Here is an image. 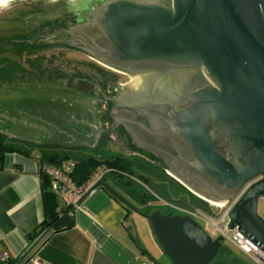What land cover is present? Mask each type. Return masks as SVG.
Masks as SVG:
<instances>
[{"label": "water", "instance_id": "1", "mask_svg": "<svg viewBox=\"0 0 264 264\" xmlns=\"http://www.w3.org/2000/svg\"><path fill=\"white\" fill-rule=\"evenodd\" d=\"M103 13V30L111 43L108 55L123 60V66L131 59H156L201 67L210 84L194 93L183 111L186 138L209 176L241 188L226 227L236 226L264 250V218L257 211L264 198V0H108ZM67 29L53 30L37 42L63 44L60 35ZM104 63L122 70L120 62ZM209 120L229 141L227 155L203 129ZM179 181L189 186L185 179ZM99 186L149 221L172 264L214 263L225 240L222 234L213 238L190 214L143 213L103 179L78 203ZM189 189L205 201L226 200Z\"/></svg>", "mask_w": 264, "mask_h": 264}, {"label": "rangeland", "instance_id": "2", "mask_svg": "<svg viewBox=\"0 0 264 264\" xmlns=\"http://www.w3.org/2000/svg\"><path fill=\"white\" fill-rule=\"evenodd\" d=\"M76 4V0H15L0 8V65L5 70L0 71V131L60 144L82 143L89 147L97 142V130L104 124L99 116L106 110L101 94L129 74L100 60L88 63L83 52L64 44L37 42L44 34L69 26ZM12 61L18 64L14 72L9 70L13 66L6 64ZM103 145L95 144L97 149ZM106 147L121 153L134 150L118 143ZM106 178L111 180V176ZM235 197L221 206L206 201L212 214L199 208L190 213L208 234L216 236L219 215ZM131 203L137 201L132 199ZM257 211L264 218V198L259 199ZM130 216L140 245L160 260L159 264H172L155 240L148 220L133 210ZM224 244L230 247L236 264H257L228 240Z\"/></svg>", "mask_w": 264, "mask_h": 264}, {"label": "flooded vegetation", "instance_id": "3", "mask_svg": "<svg viewBox=\"0 0 264 264\" xmlns=\"http://www.w3.org/2000/svg\"><path fill=\"white\" fill-rule=\"evenodd\" d=\"M76 1L74 18L68 29L60 35L64 47L83 52L88 57L84 58L88 63H93L91 60L120 62L118 66L130 73L126 80L113 83L110 90L106 89L105 93L101 94L106 110H102L104 115L99 116L104 124L98 131L99 136L95 144L118 143L128 145L134 150L121 153L107 150L106 145L99 150L131 156L132 168L135 170L140 163L144 169L145 165L157 164L178 182H180L179 177L185 179L189 188L192 187L215 198L226 199V202L231 200L236 194L235 191L238 192L241 188L234 189L233 185L223 184L209 176L198 164L197 154L185 135L187 126L183 120V111L190 106L193 94L210 84L201 67L177 66L156 59H131L123 66V60L108 55L111 43L105 36L102 25L103 12L108 0ZM131 74L136 77L133 78ZM202 126L211 144L219 152L227 155L230 144L219 126L211 120L205 121ZM95 144H90L89 148L96 147ZM146 175L145 173V176H141L142 179ZM185 187L191 191L187 186ZM118 192L132 202L121 190ZM149 203L148 205L138 202L132 204L146 214L154 210H160L168 215L190 214L182 208L168 207L163 203ZM190 215L205 228L193 214ZM211 236L215 238L217 235ZM216 263L236 264L230 247L228 244L225 245L224 241L214 258L213 264Z\"/></svg>", "mask_w": 264, "mask_h": 264}, {"label": "crops", "instance_id": "4", "mask_svg": "<svg viewBox=\"0 0 264 264\" xmlns=\"http://www.w3.org/2000/svg\"><path fill=\"white\" fill-rule=\"evenodd\" d=\"M34 152L6 151L1 157L0 255L6 253L12 264H159L140 245L131 207L103 186L66 207L50 183L43 188ZM45 221L51 224L38 233Z\"/></svg>", "mask_w": 264, "mask_h": 264}, {"label": "trees", "instance_id": "5", "mask_svg": "<svg viewBox=\"0 0 264 264\" xmlns=\"http://www.w3.org/2000/svg\"><path fill=\"white\" fill-rule=\"evenodd\" d=\"M8 63L11 67L13 66L11 68L12 70L8 66L11 72L18 69V64L16 62H6V64ZM0 71H5L2 69L1 65ZM88 149H90L89 152H87V147L77 143L60 144L58 142H43L23 136H11L8 135L7 132L0 131V164L1 157L6 151H18L25 155H31L33 151H37L39 153L38 166L42 163L60 166L66 161H73L74 167L70 172V176L78 185L86 183L95 169L105 165L110 168V170L103 178L106 180L107 176H111L110 181H112L113 184V186H111L117 191L121 190L131 200L133 199L138 203H145L148 205L149 202L154 203L160 199L162 203L168 207H178L187 211L199 208L206 213L212 214L205 200L189 191L180 182L168 175L161 166L157 164H148L145 165L144 169L143 165L140 163V166L135 170V168H132L133 160L131 161V156L116 154L111 151L103 152L96 147ZM39 172L41 177H43L42 183L45 189V187H49L50 179L43 171L39 170ZM145 173L147 175L142 179L141 176H145ZM133 177H135V179ZM113 197L123 204L114 194ZM42 224H44V226L38 233H41L51 222L47 223V221H45ZM12 263L8 259L5 261L0 260V264Z\"/></svg>", "mask_w": 264, "mask_h": 264}, {"label": "built area", "instance_id": "6", "mask_svg": "<svg viewBox=\"0 0 264 264\" xmlns=\"http://www.w3.org/2000/svg\"><path fill=\"white\" fill-rule=\"evenodd\" d=\"M74 167L73 161H66L60 166L49 163H42L39 170L46 173L50 179V189L59 194L66 207L76 206L78 199L98 180L102 179L109 171L107 166L102 165L95 169L84 184H76L70 176ZM233 199L219 215L217 232L222 234L226 240L232 243L236 248L249 255L257 264H264V250L253 243L248 237L240 232L235 226L232 229L226 227L227 213L234 204ZM190 213V211H187ZM192 214V213H190ZM8 258L6 253L0 255V260L5 261ZM33 264H39L38 259L32 261Z\"/></svg>", "mask_w": 264, "mask_h": 264}, {"label": "bare ground", "instance_id": "7", "mask_svg": "<svg viewBox=\"0 0 264 264\" xmlns=\"http://www.w3.org/2000/svg\"><path fill=\"white\" fill-rule=\"evenodd\" d=\"M12 1H15V0H8V3H7L6 5L0 7V8L6 7V6L9 5ZM85 147H87V146H85ZM87 148H89V147H87ZM38 169H39V166H38ZM207 200H208V202H210V203L213 204V205H217V206H221V205H223V202H218V201H215V200H209V199H207ZM212 221H215V220H212Z\"/></svg>", "mask_w": 264, "mask_h": 264}, {"label": "clouds", "instance_id": "8", "mask_svg": "<svg viewBox=\"0 0 264 264\" xmlns=\"http://www.w3.org/2000/svg\"><path fill=\"white\" fill-rule=\"evenodd\" d=\"M8 3V0H0V7L6 5ZM219 234V233H218ZM244 253V252H243Z\"/></svg>", "mask_w": 264, "mask_h": 264}]
</instances>
